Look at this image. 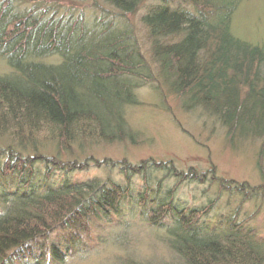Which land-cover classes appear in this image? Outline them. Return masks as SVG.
Listing matches in <instances>:
<instances>
[{
    "label": "trees",
    "instance_id": "obj_1",
    "mask_svg": "<svg viewBox=\"0 0 264 264\" xmlns=\"http://www.w3.org/2000/svg\"><path fill=\"white\" fill-rule=\"evenodd\" d=\"M18 1L0 0V264H64L80 237L95 229L98 239L124 241L134 219L165 239L172 258L157 264H264V239L237 215L212 222L214 200L189 207L175 197L184 183H206L241 203L261 201L264 185L225 181L214 169L181 171L172 162L87 156L137 142L127 111L146 86H163L184 112L213 118L230 141L264 144V45L231 31L247 0H158L141 19L151 64L123 24L89 25L37 6L17 13ZM144 1L103 0L116 18ZM89 167L117 170L123 181L71 177ZM57 230L66 246L47 241Z\"/></svg>",
    "mask_w": 264,
    "mask_h": 264
},
{
    "label": "rangeland",
    "instance_id": "obj_2",
    "mask_svg": "<svg viewBox=\"0 0 264 264\" xmlns=\"http://www.w3.org/2000/svg\"><path fill=\"white\" fill-rule=\"evenodd\" d=\"M157 4L158 0H145L133 14L117 18L118 12L103 0H19L15 4V11L25 13L37 6L41 10L48 9L50 14L56 12L57 18L76 19L82 16L89 25L123 24L133 33L146 61L151 64L149 41L141 19ZM231 31L242 41L264 45V0L243 2L232 18ZM5 72L0 62V74ZM154 74L158 80L159 77ZM160 91H154L150 86L140 88L136 93L138 105L127 111L129 126L139 135L137 142L96 147L87 156L98 161L127 160L134 165L147 159L172 162L181 171L192 168L208 172L214 169L217 177L225 181L244 182L250 186L264 185V144L261 140L230 141L216 120L198 110L184 112L179 102L163 86ZM60 174H56L55 178L59 179ZM94 176L104 180L109 177L119 183L123 181L117 170L108 173L89 167L71 175L75 179ZM132 182L138 189L142 188L138 177H134ZM175 197L189 207L204 206L209 200H214L209 214L212 222L228 215H237L238 221L244 222L245 227L253 228L257 236L264 239V196L261 201L241 203V198L237 196L219 194L215 185L184 183L178 186ZM144 223L139 219L132 220L128 237L118 242L104 235L98 239L97 230H92L90 237L83 236L79 242L74 241L76 247L72 249H77V252L71 251L64 264H121L125 259L142 264L170 262L172 257L165 239ZM115 228L108 230L114 231ZM47 241L49 244L66 246L67 235L57 230ZM35 242L42 243V240L31 244Z\"/></svg>",
    "mask_w": 264,
    "mask_h": 264
}]
</instances>
